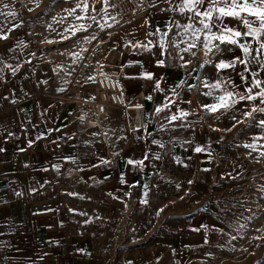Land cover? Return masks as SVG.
Here are the masks:
<instances>
[{
    "label": "crops",
    "instance_id": "obj_1",
    "mask_svg": "<svg viewBox=\"0 0 264 264\" xmlns=\"http://www.w3.org/2000/svg\"><path fill=\"white\" fill-rule=\"evenodd\" d=\"M149 2L150 11L112 29L117 10L110 1L83 10L82 0H61L52 8L60 10L61 22L48 20L42 28L25 0H0V36L8 37L0 39V86H12L0 95V264H188L216 241L224 225L222 199L246 186L251 172L246 143L235 141V133L257 125L241 112L259 100L240 101L228 112L212 113L204 106L217 103L224 90L245 93L253 73L264 81V68L252 61L246 71L237 61L242 50L231 45L207 58L199 44L184 51L190 40L176 25L188 24L192 14L168 11L180 0ZM101 16L108 18L105 28L89 31L91 19ZM225 23L246 31L238 20ZM104 33L107 61L93 58ZM240 43L264 58L251 37ZM234 61L235 67L216 68ZM28 66L39 78L53 80L57 93L72 83L83 97L94 94L102 71L81 68L119 70L131 107L144 93V126H133L134 110L110 109L102 131L77 134L73 120L80 109L53 107ZM216 83L221 89L211 87ZM234 113L243 123L230 119ZM254 116L264 119V114ZM64 169L77 174L61 177ZM47 184V193L38 196Z\"/></svg>",
    "mask_w": 264,
    "mask_h": 264
},
{
    "label": "snow or ice",
    "instance_id": "obj_2",
    "mask_svg": "<svg viewBox=\"0 0 264 264\" xmlns=\"http://www.w3.org/2000/svg\"><path fill=\"white\" fill-rule=\"evenodd\" d=\"M106 2L107 0H105V3ZM166 2L170 3L171 0H166ZM152 3L154 4V0H152ZM37 6H39L38 3ZM5 7H7V5H5ZM76 7L80 8L81 4H77ZM82 7L83 10H87V3H83ZM29 10L31 11L33 9ZM175 10H178L182 15L185 12L192 14L188 17L190 21L188 24L183 26L179 24L176 25L178 28L183 27V34H187L190 40V42H188V47H186L184 51L190 52L192 48L197 47L199 44L205 50V55L207 56L209 53H212L213 50L216 52L221 51V45H231L242 50L243 58L237 57V61L245 65L246 71L248 70L247 65L252 61L258 63L261 68H264V58L258 59L256 56H253V50L251 49L250 44L240 43L241 38L247 39L251 37L258 44V48L255 49V51L260 53L261 57H264V39H262V37H264V0H180V3L168 9V11ZM73 11L74 9L70 10L69 15H71ZM0 15H4V13H0ZM6 15L14 17L16 13L8 12ZM249 17H252L253 19H249ZM76 18L81 19L80 16H77ZM226 18L238 20L240 26L243 29H246V31L242 32L239 28L229 27V25L225 23ZM197 25H199V27ZM80 27L84 28L83 25H80ZM213 29H216V31H213ZM149 35H152V33H149ZM163 35H166V33ZM7 38V36H0V39L6 40ZM137 46L140 47L141 45ZM164 46L165 42L162 37L160 48L163 50ZM143 47H145L146 50H150L146 45ZM181 59H183V57H181ZM237 61L232 63L220 62L216 65V68L219 70L235 67ZM158 64L163 66L164 61L159 60ZM182 67H186V64L182 65ZM13 71H15V69H13ZM252 75L254 76V79L251 82V87L247 88L245 93L234 94L231 91L224 90L222 95L216 97L217 103L205 105V109L212 113L220 111L221 109H223L224 112H228L234 109L235 105L240 101L255 102L259 100V104L253 103L250 110L242 111L241 115L250 122L255 121L257 127L264 131V119L256 121L254 116L255 113L264 114V81L258 78V73H253ZM144 77L146 79H152L150 73H145ZM159 87V83H156L155 88L159 89ZM211 87L213 89H221L222 85L216 83L211 85ZM254 89H258V91L254 92ZM207 94L211 95V93ZM148 99H151V97H148ZM160 111H162V109L158 107L156 112L159 113ZM187 115L188 113L186 112L181 113V116ZM170 119L176 120L177 117L172 116ZM230 119L236 121L235 113ZM236 122L243 123L242 120ZM248 126H251V123ZM233 127H235V124ZM231 130V128L226 129V131ZM253 139L255 140L258 138L253 137ZM245 147L256 151L255 144H246ZM202 150L203 149L201 148L196 149L197 152ZM0 151H3V149H0ZM262 155H264V153H262ZM129 163L132 162L129 161ZM16 195H20V193H16ZM260 238L264 239V237Z\"/></svg>",
    "mask_w": 264,
    "mask_h": 264
},
{
    "label": "rangeland",
    "instance_id": "obj_3",
    "mask_svg": "<svg viewBox=\"0 0 264 264\" xmlns=\"http://www.w3.org/2000/svg\"><path fill=\"white\" fill-rule=\"evenodd\" d=\"M25 1V5L32 8V11L39 16V27L44 28L48 20L61 22L60 10L52 12V8L62 5L57 3L61 0H41L37 2L39 6L33 0ZM76 11L77 9H74V12ZM101 17V20L91 19L94 23L89 25V31L105 28L108 18ZM107 36V33L101 34L96 40L93 58H102L103 61L110 58L106 52L103 54L105 45L101 43ZM58 46H61V43ZM61 56L60 54L59 58ZM81 69L85 71L100 69L104 73L115 70L110 66L100 68L87 66ZM235 135V141L243 139L246 144L256 145V151L246 148V156L251 165L247 185L235 189L230 196L222 199L220 211L224 215V225L219 234L223 238L216 239L213 244L206 246L204 248L206 251L199 254L198 259L190 260L188 264H264V239L260 238L264 237V155H262L264 153V131L256 126H247L246 130L235 133ZM253 137L258 139L254 140Z\"/></svg>",
    "mask_w": 264,
    "mask_h": 264
},
{
    "label": "built area",
    "instance_id": "obj_4",
    "mask_svg": "<svg viewBox=\"0 0 264 264\" xmlns=\"http://www.w3.org/2000/svg\"><path fill=\"white\" fill-rule=\"evenodd\" d=\"M105 0H82L83 3H87L88 8H94L100 5ZM110 1L117 10V19L112 24V29L120 28L124 25L132 24L138 17L144 12H148L152 9V5L149 0H107ZM203 58H207L205 53L200 52ZM31 78L42 86V93L49 96L52 100V106L56 108H64L69 104H74L78 109V113L74 117L73 124L77 134H82L91 129H97L102 131L103 129V116L110 109H120L124 111L134 110L135 117L133 126L142 128L145 124V107L143 105L144 93L140 92V102L131 107L126 100L125 88L120 77L119 70L115 69L109 73L98 72L95 77V92L88 97H83L80 94L79 86L69 83L67 87L57 93L54 89L53 80H44L39 78L31 66H28ZM15 87L21 90L20 82L14 80ZM10 84H3L0 86V95L4 92L11 90ZM0 132V136H2ZM102 137L106 140L105 135L102 133ZM6 142H11V136L5 138ZM77 172L71 169H64L61 177H71L76 175ZM58 183H52L53 186H58ZM50 184L43 186L38 190V196H44ZM223 236L219 234L216 239L221 240Z\"/></svg>",
    "mask_w": 264,
    "mask_h": 264
}]
</instances>
